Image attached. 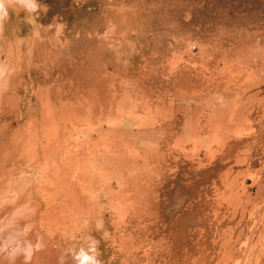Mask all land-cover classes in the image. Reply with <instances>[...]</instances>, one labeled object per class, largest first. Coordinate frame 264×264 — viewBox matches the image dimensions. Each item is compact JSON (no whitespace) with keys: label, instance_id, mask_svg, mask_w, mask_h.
Returning a JSON list of instances; mask_svg holds the SVG:
<instances>
[{"label":"rangeland","instance_id":"rangeland-1","mask_svg":"<svg viewBox=\"0 0 264 264\" xmlns=\"http://www.w3.org/2000/svg\"><path fill=\"white\" fill-rule=\"evenodd\" d=\"M40 3L0 27V217L44 264H264V0Z\"/></svg>","mask_w":264,"mask_h":264},{"label":"clouds","instance_id":"clouds-1","mask_svg":"<svg viewBox=\"0 0 264 264\" xmlns=\"http://www.w3.org/2000/svg\"><path fill=\"white\" fill-rule=\"evenodd\" d=\"M19 8L26 13L25 23L33 27L35 35V24L38 21L41 11L45 14L48 11L47 5H41L40 0H0V27L9 18V9ZM55 20V18H53ZM52 25H49L51 27ZM56 35L59 36L64 25L57 24ZM6 74V67L0 65V78ZM2 203V202H0ZM27 214H21L20 210H14L10 215L0 217V264H33L35 255L45 248L43 237L36 235L35 241L29 238L33 232V225L30 223L21 224L26 220ZM87 223V221L85 222ZM97 232L104 228L103 220H97L95 225ZM108 233L102 232L101 239H107ZM68 240H76L75 234L67 237ZM100 240L92 235L79 237L78 246H68L60 250L56 264H103L100 259Z\"/></svg>","mask_w":264,"mask_h":264},{"label":"bare ground","instance_id":"bare-ground-1","mask_svg":"<svg viewBox=\"0 0 264 264\" xmlns=\"http://www.w3.org/2000/svg\"><path fill=\"white\" fill-rule=\"evenodd\" d=\"M33 167H34V166H33ZM36 167H37V166H36ZM34 168H35V167H34ZM77 179H78V178H77ZM58 180H59V179H58ZM60 180H61V179H60ZM64 180H65V179H64ZM55 181H56V180H55ZM62 182H63V181H62ZM52 183H54V182L52 181ZM55 183H57V182H55ZM55 183H54V184H55ZM64 183H65V181H64ZM49 184H50V182H49ZM59 184H60V183H59ZM26 185H27V184H26ZM60 185H61V184H60ZM24 186H25V185H24ZM27 186H28V185H27ZM58 186H59V185H58ZM64 187H65V186H63V188H64ZM60 188H61V187H60ZM65 188H66V187H65ZM70 189H71V188H70ZM24 190H25V189H24ZM24 190H23V191H24ZM62 190H63V189H62ZM78 190H79V189H78ZM19 191H20V189H19ZM2 192H3V191H2ZM26 192H27V191H26ZM26 192H25V193H26ZM43 192H44V191H43ZM70 192H71V191H70ZM9 193H10V192H9ZM21 193H22V192H21ZM25 193H24V194H25ZM30 193H31V192H29V196H30ZM71 193H73V192H71ZM1 194H2V193H1ZM11 194H12V193H11ZM27 195H28V194H27ZM73 195L75 196V194H73ZM11 196H12V195H11ZM29 196H28V198H30ZM88 196H89V195H88ZM95 196H96V195H95ZM16 197H17V196H16ZM19 197H20V196H19ZM21 197H22V196H21ZM25 197H26V196H25ZM75 197H77V195H76ZM26 198H27V197H26ZM67 198H68V197H67ZM18 199H19V198H18ZM30 199H31V198H30ZM70 199H72V198H70ZM77 199H78V198H77ZM19 200H21V199H19ZM27 200H28V199H27ZM74 200H75V199H74ZM13 202H14V201H13ZM17 202H18V201H17ZM19 202H21V201H19ZM72 203L74 204L75 202L72 201ZM80 203H81V201H80ZM70 204H71V203H70ZM76 204H77V203H76ZM10 205H11V204H10ZM13 205H14V204H13ZM8 206H9V205H8ZM19 207H20V206H19ZM9 208L11 209L10 206H9L7 209L10 210ZM22 208H24V207H22ZM15 209H16V208H15ZM17 209H18V208H17ZM17 209H16V210H17ZM0 210H1V209H0ZM12 210H14V209H12ZM4 211L6 212V210H4ZM8 212H9V211H8ZM8 212H7V213H8ZM26 213H27V214H32V213H34V207L31 206V205H30V206H27L26 209H25V214H26ZM5 214H6V213H5ZM2 215H4V213H3ZM4 216H5V215H4ZM44 220H46V219H43L42 221H44ZM46 222H47V221H46ZM45 226H46V225H43L42 227H45ZM46 227H48V229L51 228V227H49V226H46ZM41 229H42V228H41ZM39 230H40V228H39ZM39 230H38V231H39ZM34 232H35V231H34ZM34 232H32V233H34ZM32 233L30 234L29 238L32 239V240H34V238H33V234H32ZM36 233H37V232H36ZM48 254H49V253H48ZM47 256H48V255H47V252H43V254H38V253H37V254L35 255L34 259H33V264H44V259H46L45 257H47ZM17 264H21V262L18 261Z\"/></svg>","mask_w":264,"mask_h":264}]
</instances>
